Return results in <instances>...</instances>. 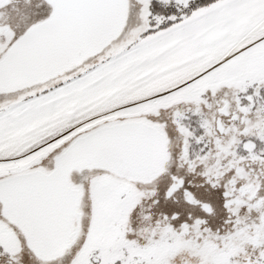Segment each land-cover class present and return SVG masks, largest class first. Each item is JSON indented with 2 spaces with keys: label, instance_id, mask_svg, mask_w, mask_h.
Here are the masks:
<instances>
[{
  "label": "snow or ice",
  "instance_id": "1",
  "mask_svg": "<svg viewBox=\"0 0 264 264\" xmlns=\"http://www.w3.org/2000/svg\"><path fill=\"white\" fill-rule=\"evenodd\" d=\"M0 264H264V0H0Z\"/></svg>",
  "mask_w": 264,
  "mask_h": 264
}]
</instances>
